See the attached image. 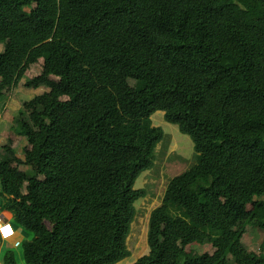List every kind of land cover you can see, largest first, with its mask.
Wrapping results in <instances>:
<instances>
[{"label": "trees", "instance_id": "1", "mask_svg": "<svg viewBox=\"0 0 264 264\" xmlns=\"http://www.w3.org/2000/svg\"><path fill=\"white\" fill-rule=\"evenodd\" d=\"M22 83L50 90L14 116L25 159L2 147L5 208L33 234L5 264L131 254L136 183L166 137L157 111L192 138L195 162L170 179L132 264H264V238L259 255L246 242L264 231V0H0V99Z\"/></svg>", "mask_w": 264, "mask_h": 264}, {"label": "rangeland", "instance_id": "2", "mask_svg": "<svg viewBox=\"0 0 264 264\" xmlns=\"http://www.w3.org/2000/svg\"><path fill=\"white\" fill-rule=\"evenodd\" d=\"M27 11H30V9L27 8ZM43 66L44 59L42 58L32 64L26 72L23 83L27 78L40 75L43 70ZM54 79L58 78L55 77ZM23 83L19 87L8 90L6 93V99L11 100V98L17 94V97L20 99L25 97L26 100L34 95L42 94L50 90L45 86L37 89L29 88ZM28 91L31 92V96H26ZM10 111L12 113L10 112L8 117L5 116L6 118L4 117L0 119V122L3 123V126H0V159L2 156L3 144H10L16 149L18 156L25 159L24 150L29 146L28 139L26 137L16 135L17 133L13 130V118L17 114V111H12L11 109ZM152 119L155 126H160L164 129L166 137L157 147V158L154 167L142 173L136 183V188H144L147 191V194L135 203L137 213L132 223L131 233L127 241L131 254L115 264H132L139 257L148 253V230L151 212L162 203V199L170 179L189 168L195 162L196 153L192 138L189 135L182 133L178 125L166 121L165 113L163 111H157L154 113ZM20 168L24 171L32 173L31 168L27 165L22 164ZM39 178L44 179V176L41 175ZM27 186L28 182L24 181L22 190L25 193H27ZM3 199L4 196L0 192V201H3ZM249 208H251V205H249ZM47 225L51 230H53L52 222H47ZM258 234L259 235L253 232V230L250 231L249 234L246 233L247 246L250 247L251 252L256 253L257 255L262 253L260 244L264 238V231H258ZM32 238L33 234L27 233V239ZM14 249L19 256V259L22 261V248L16 247ZM186 250L187 252H202L205 250L213 252L214 248L210 245L202 246L200 244L193 243L189 244ZM22 264L25 263L22 262Z\"/></svg>", "mask_w": 264, "mask_h": 264}, {"label": "crops", "instance_id": "3", "mask_svg": "<svg viewBox=\"0 0 264 264\" xmlns=\"http://www.w3.org/2000/svg\"><path fill=\"white\" fill-rule=\"evenodd\" d=\"M19 94H26V93H19ZM27 95L31 96L32 94H31V92L28 91L26 96ZM35 96L36 95H34V96H32V97H30L29 99H26V100H25V97H23V98H21L22 99L21 100L19 97H17V94H16V96L12 97L11 100L10 99L7 100L6 97L3 98V99H0V119L4 118L5 116L8 117L9 113L11 112L10 109L12 111L16 110L18 112L23 107V105H25L27 102H29L31 99H33ZM0 126H3L2 122H0ZM18 136H20V135H18ZM21 137H23V136H21ZM4 145H6V144H3L2 147ZM16 154H17V151H16ZM17 156H18V154H17ZM6 202L7 201L5 200V197H4L3 201H0V210L4 213V215H5V217L7 219H9L11 222H13L14 214H13V212L11 210H9L8 208H5ZM17 238L21 239L22 241H24L25 239H27V233L25 231L19 230ZM0 242H1V240H0ZM8 248H10V249H14L15 248V247H13V241H7V242L5 241V242L2 243L3 252L5 250H7ZM2 255H3V253H2Z\"/></svg>", "mask_w": 264, "mask_h": 264}, {"label": "built area", "instance_id": "4", "mask_svg": "<svg viewBox=\"0 0 264 264\" xmlns=\"http://www.w3.org/2000/svg\"><path fill=\"white\" fill-rule=\"evenodd\" d=\"M0 229H8L7 232L0 231V264H5L2 258V243L7 241H13V247H20L23 243L21 239H18L19 230L14 224L5 217L4 213L0 210Z\"/></svg>", "mask_w": 264, "mask_h": 264}, {"label": "snow or ice", "instance_id": "5", "mask_svg": "<svg viewBox=\"0 0 264 264\" xmlns=\"http://www.w3.org/2000/svg\"><path fill=\"white\" fill-rule=\"evenodd\" d=\"M0 231L7 232V231H8V229H0Z\"/></svg>", "mask_w": 264, "mask_h": 264}]
</instances>
